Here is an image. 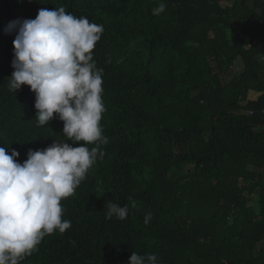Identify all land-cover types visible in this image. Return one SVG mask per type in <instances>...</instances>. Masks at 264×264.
Returning <instances> with one entry per match:
<instances>
[{"label": "trees", "instance_id": "1", "mask_svg": "<svg viewBox=\"0 0 264 264\" xmlns=\"http://www.w3.org/2000/svg\"><path fill=\"white\" fill-rule=\"evenodd\" d=\"M159 2L0 0V147L20 163L66 138L58 117L38 126L29 86L8 90L5 28L60 7L104 26L93 57L105 156L61 202L71 228L22 264H129L133 251L160 264H264V0H163L154 16ZM109 200L129 205L126 219L106 218Z\"/></svg>", "mask_w": 264, "mask_h": 264}, {"label": "clouds", "instance_id": "2", "mask_svg": "<svg viewBox=\"0 0 264 264\" xmlns=\"http://www.w3.org/2000/svg\"><path fill=\"white\" fill-rule=\"evenodd\" d=\"M165 8L161 0L152 14L159 16ZM13 32L14 71L8 90L17 94L23 85L29 86L35 94L38 126H49L58 117L66 139L54 140L42 150L30 149L23 163L16 150L0 147V264H22L46 236L71 228L63 219L61 202L74 195L88 171L104 158L102 145L108 143L101 125L106 112L103 69L93 57L104 26L64 7L41 8L35 19L11 21L5 33ZM129 201L136 208L131 197ZM106 207L107 219L124 220L129 215L128 204L109 200ZM151 217L148 212L144 223ZM129 264L160 262L157 254L133 251Z\"/></svg>", "mask_w": 264, "mask_h": 264}, {"label": "rangeland", "instance_id": "3", "mask_svg": "<svg viewBox=\"0 0 264 264\" xmlns=\"http://www.w3.org/2000/svg\"><path fill=\"white\" fill-rule=\"evenodd\" d=\"M240 71H241V67H234V69L232 70L231 74H232V76H233V75H235V74L240 73ZM230 78H231V76H227L226 79H225V77H224V78H222V80H223V82L225 83V82H228V81L230 80ZM241 112H243V111H241ZM241 112H240V113H241Z\"/></svg>", "mask_w": 264, "mask_h": 264}]
</instances>
